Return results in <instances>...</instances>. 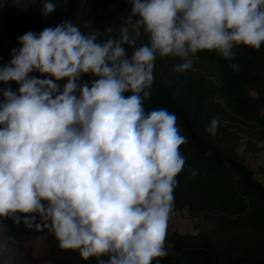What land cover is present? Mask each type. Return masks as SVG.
<instances>
[{
    "label": "clouds",
    "instance_id": "clouds-1",
    "mask_svg": "<svg viewBox=\"0 0 264 264\" xmlns=\"http://www.w3.org/2000/svg\"><path fill=\"white\" fill-rule=\"evenodd\" d=\"M130 3L118 38L98 42L66 20L18 37L20 47L0 67V83L9 85L0 89V217L48 228L62 250L97 264L167 256L187 137L174 113L145 110L157 56L182 60L175 71L184 72L198 53L231 62L235 48L264 45V0ZM55 10L45 0L44 15ZM129 25L149 42L138 46ZM218 123L213 118L206 131L214 136Z\"/></svg>",
    "mask_w": 264,
    "mask_h": 264
},
{
    "label": "trees",
    "instance_id": "trees-1",
    "mask_svg": "<svg viewBox=\"0 0 264 264\" xmlns=\"http://www.w3.org/2000/svg\"><path fill=\"white\" fill-rule=\"evenodd\" d=\"M37 1L38 17L25 22L11 0H0V67L10 62L11 50L20 47L18 37L29 31L39 34L66 20L86 35L95 32L98 42L118 38L115 22L119 17L128 19L132 8L130 0H107L100 18L89 23L86 0H62L49 15L43 13V0ZM56 14L59 23H45ZM136 32L135 28L129 31L130 39L138 46L144 44ZM126 51L131 55L132 49ZM234 52L231 62L216 52L198 53L184 72L175 71L183 63L178 58L155 62L145 110L163 108L174 113L181 134L187 137L180 150L186 164L174 189L175 210L186 208L213 228L202 227L195 235L167 231L171 253L153 264H264V186L236 154L243 138L246 152L264 143V45L259 51L240 46ZM230 63L238 64L239 70L233 71ZM31 75L45 78L38 72ZM82 80L90 82L91 77ZM66 83L61 81V88ZM8 86L0 83V89ZM10 86L18 92L15 82ZM213 118L219 122L214 136L206 131ZM193 169L195 176L190 175ZM36 223H41L39 216ZM40 237L43 245L35 250L32 242ZM2 246L9 251L0 250V264H97L95 257L85 261L78 251L62 250L48 228L29 227L12 218L0 217Z\"/></svg>",
    "mask_w": 264,
    "mask_h": 264
},
{
    "label": "rangeland",
    "instance_id": "rangeland-1",
    "mask_svg": "<svg viewBox=\"0 0 264 264\" xmlns=\"http://www.w3.org/2000/svg\"><path fill=\"white\" fill-rule=\"evenodd\" d=\"M12 4L17 7L19 11H21L22 14H24V17L22 18L25 22H33L34 19L38 17L39 14V4L37 0H11ZM53 3L56 5V10L60 7V4L62 3V0H53ZM107 2V0H86L85 6L87 8V14L86 17L89 19V23H93L95 19H99L100 16L103 14V3ZM45 3V0H43V4ZM45 23H59L60 19L58 18V14L55 16H51L45 20ZM127 19L125 18H117L115 32L116 34H119V28L125 25V22ZM129 31L131 29H134L131 25L128 26ZM137 35L141 38L143 43H148L149 38L148 36L143 32H140L137 30ZM157 60L163 61L164 58H160L157 56ZM156 60V61H157ZM245 138H243L237 148H236V154L237 156L241 157L244 161V164L251 170L254 171V178L263 184L264 186V143H258L256 145V150L253 149L251 151L246 152L245 151ZM213 228V225L209 224L205 218H203L200 215H191L186 208L177 209L174 211V215L170 219L168 223V234H171L173 232H178L180 234H192L195 235L198 233V231L202 228ZM43 245V238H37L35 241L32 242V246L36 249L41 247ZM167 248V254L171 253V246L169 243H166ZM1 251L4 253H7L9 250L7 247L2 246L0 248ZM104 259H107V257H104ZM48 264V263H43Z\"/></svg>",
    "mask_w": 264,
    "mask_h": 264
}]
</instances>
